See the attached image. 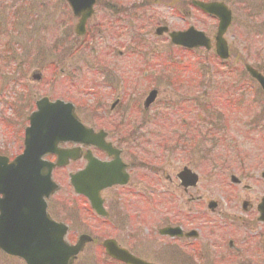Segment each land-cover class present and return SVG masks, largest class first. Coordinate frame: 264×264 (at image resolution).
I'll return each instance as SVG.
<instances>
[{"label":"rangeland","instance_id":"rangeland-1","mask_svg":"<svg viewBox=\"0 0 264 264\" xmlns=\"http://www.w3.org/2000/svg\"><path fill=\"white\" fill-rule=\"evenodd\" d=\"M217 1H223L232 12L231 25L224 35L229 59L224 62H217L213 50L185 52L170 45L166 35L155 36L154 30L160 25L174 30L191 25L212 38L216 20L206 18L191 0H113L112 8L107 5L109 1L97 0L94 15L86 25L88 46L81 44L75 48H69L75 21L66 16L67 6L60 0H0V153L13 157L21 151L26 116L41 96L72 102L81 121L104 130L108 129L104 126L110 115L119 111L122 122L109 131L124 130L132 139L120 147L124 160L132 161L129 184L132 188L136 185L133 196L123 200H134L135 195L147 190L143 186L166 185L167 176L174 177L186 165L198 173V186L189 191L203 194L204 209L212 198L220 201V206L226 203L230 216L245 220V233L251 229L250 236L256 232L264 234V228L248 225L249 220L256 219V213L243 212L240 207L242 199L255 203L264 195V179L260 177L264 172V144L259 141L262 132L248 125L253 123L251 110L259 111L255 107L260 105L261 96L244 71L247 64L264 75V0ZM175 61H181L176 63L181 74L177 79L172 77L176 70L163 67L164 63L170 67ZM59 68L64 69L67 80L58 75ZM35 71L42 74L39 82L30 80ZM144 71L146 76L142 75ZM17 90L22 92L16 94ZM152 90L156 91L154 102L143 110V100ZM86 91L92 94L85 96ZM93 94L102 97L106 104L102 107L104 112L98 109L99 100L91 97ZM117 94L122 100L111 112L109 106ZM234 94L240 98V108L231 112V105L223 108V101ZM196 108H205L200 109L204 111L202 119L197 117ZM185 109L193 113L185 114ZM209 110L216 111L214 116L222 118L223 124L219 120L214 127H208L209 121L203 114L206 116ZM182 113L187 117L194 115V119L182 121ZM182 123L190 127L186 129ZM221 134L222 142L219 139V143L202 145L204 139ZM225 156L230 162L220 183L218 174L208 175L207 170L213 168L212 158L223 161ZM245 159L247 163L241 164L244 171L239 174L238 166ZM82 164L70 163L54 173L60 190L49 202L48 212L69 226L67 239L71 242L81 232L92 234L98 241L86 247L76 264H100V242L122 233L129 220L127 217L121 221L113 215L109 222L99 224L83 215L81 204L86 208L87 202L75 195L68 183V173ZM230 174L237 175L251 189L245 192L241 186L228 188ZM229 190L234 202L226 201ZM113 192H106V199L114 210L110 198L117 200L118 194ZM124 193L119 191L120 198ZM150 217L144 221L145 226L140 224L132 232L151 233L156 221H163V217L157 220L153 213ZM0 264L24 263L0 252Z\"/></svg>","mask_w":264,"mask_h":264},{"label":"water","instance_id":"water-1","mask_svg":"<svg viewBox=\"0 0 264 264\" xmlns=\"http://www.w3.org/2000/svg\"><path fill=\"white\" fill-rule=\"evenodd\" d=\"M78 19L75 25L77 35L85 31L86 20L93 12L94 0H66ZM202 11L214 15L218 19L215 35L216 54L224 59L227 57V44L222 38L230 24L229 9L219 2L193 1ZM166 27H158L157 35L166 32ZM169 37L174 44L188 48L196 46L210 47V40L203 32L190 27L186 31H173ZM247 71L259 82L264 90V77L246 66ZM33 79H39L33 75ZM156 91L149 92L145 107L154 101ZM36 110L28 117L29 126L24 130L23 151L11 162L0 156V250L6 254L22 259L26 264H73L76 255L84 244L90 241L87 235H80L75 245L64 241L67 227L53 221L46 212L45 198L57 190L58 186L51 180V170L55 166H63L68 154L57 148L64 141L95 143L103 149H109L110 144L101 140L103 131L95 133L80 123L74 114L73 106L61 100L50 101L42 97L36 101ZM115 154L118 152L116 150ZM57 155L55 163L43 160L44 154ZM90 158V157H88ZM118 161L119 172L110 169L96 159H89L88 165L81 171L70 175V183L74 191L88 198L91 207L98 215L105 216L99 192L113 183H125L128 179L124 173L125 166ZM178 177L182 184L193 186L197 182L194 172L184 168ZM116 178V182L114 180ZM232 182L237 179L232 176ZM259 220L264 221V198L258 206ZM177 229L165 228L163 232H176ZM109 255L122 258L120 249L113 241L103 242ZM134 259L130 262L134 263Z\"/></svg>","mask_w":264,"mask_h":264},{"label":"flooded vegetation","instance_id":"flooded-vegetation-1","mask_svg":"<svg viewBox=\"0 0 264 264\" xmlns=\"http://www.w3.org/2000/svg\"><path fill=\"white\" fill-rule=\"evenodd\" d=\"M60 1L66 4L64 0ZM107 1H109L107 5L112 8L113 5H111L110 1L113 0ZM65 9L66 16L69 17L71 13L68 6ZM117 11L119 10L117 9ZM74 21L76 22L75 19ZM75 22L71 29L72 34L69 37L71 39L69 48L80 47L81 44L87 47L89 43L87 27L85 35L83 37H77L74 33ZM58 70V75L64 78V69L59 68ZM40 80H42V76L38 82ZM121 89L122 94H124L122 87ZM120 96L118 94L115 96L113 101V103L115 102L114 105L110 103L109 110L111 112L113 110L115 111V108L120 105L122 100ZM91 97L99 100L98 109L104 112L102 107H106V104H103L102 97L99 95L95 96L94 94ZM110 116L111 119L104 126L108 128L105 130L107 135L106 141L115 147L117 145L116 142L120 140V136L116 131L110 133L109 128H117L122 122V115L118 111ZM91 127L93 129H103V127ZM110 135L113 136L115 142ZM61 147L64 149L79 147L81 148L79 152L81 157L85 150L90 149L95 157L100 159L99 156L103 155V160L113 161L110 157L106 156L105 152L103 153V151L95 147H82L71 142L63 143ZM49 159L52 160L51 157ZM79 161H82L84 164L82 158L70 163ZM127 163L129 166L127 170L128 172L130 170L131 177L132 166L130 162ZM167 177L169 183L167 182L166 185L157 186L156 188L153 185L143 186L147 190H142L139 194L135 195L134 200L123 199L133 196L136 185L133 188L129 183L124 186L114 185L103 191L104 207L108 215L102 220V224L109 222L113 215L121 221H126L127 217L129 220V223L126 222L128 226L122 228L124 231L118 236L112 237L120 249L141 260L144 264H248L252 262L256 264L254 258L257 254H261L257 245L264 240V234L260 236V239H258L257 232L255 236L240 234L237 231V228H240L242 223L240 217L236 215L230 216L225 209H218V204L213 210L204 209V197L201 192L195 191L190 193L188 189L181 187L176 178V174L175 179L177 182L173 177ZM123 190L125 193L120 198L119 191ZM109 191H114L113 193L118 194L117 200L110 198L114 210L106 199V194H108L106 192ZM184 198H186L185 201L183 200ZM151 213L157 216V220L163 217V221H156L157 225L154 231L151 233L132 232L134 229H138L140 224L144 225V221L151 218ZM172 227H178L180 233L168 232L165 234L161 232L164 228ZM258 228H264V223H260ZM244 254L247 258H244ZM103 258L105 264H127L124 261L110 258L104 250Z\"/></svg>","mask_w":264,"mask_h":264},{"label":"trees","instance_id":"trees-1","mask_svg":"<svg viewBox=\"0 0 264 264\" xmlns=\"http://www.w3.org/2000/svg\"><path fill=\"white\" fill-rule=\"evenodd\" d=\"M173 68V70L172 71H175L176 70V73H175V76H174V78H177V77H179L181 74H179L178 72H177V70L179 69V67H177V65H173V67H171V69ZM13 85H16V82H13ZM22 90L23 91H25L26 92V88L23 86V88H22ZM22 90H17V92H16V94H18V93H20V92H22ZM30 108V107H29ZM31 109V108H30ZM29 109V110H30ZM201 109V108H200ZM179 112V111H178ZM202 112H204V111H202ZM183 113H185V112H183ZM182 113V114H183ZM193 113V112H192ZM198 118L199 119H202V115H201V112H198ZM185 114H183V115H181V116H184ZM203 116H204V118L205 119H207L208 121H209V126L208 127H211V126H215L216 124H217V122L220 120V124H223V119L222 118H217V117H215V116H213L212 114H206V116L203 114ZM166 119H169V117H166ZM221 119H222V121H221ZM218 123V125H217V127H220V124ZM214 137L213 138H209V139H207V140H205L204 141V143L206 142V143H212V144H215V143H219L220 141H219V138H218V140L217 139H214ZM220 140H221V142H222V140H223V135L221 134V136H220ZM203 143V142H202Z\"/></svg>","mask_w":264,"mask_h":264}]
</instances>
